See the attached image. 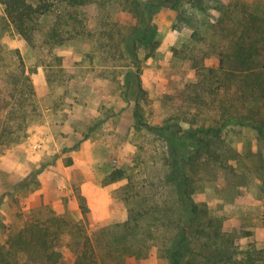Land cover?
I'll return each instance as SVG.
<instances>
[{"label":"rangeland","instance_id":"obj_1","mask_svg":"<svg viewBox=\"0 0 264 264\" xmlns=\"http://www.w3.org/2000/svg\"><path fill=\"white\" fill-rule=\"evenodd\" d=\"M120 1L89 0L49 15L33 46L0 4V43L19 50L33 88L32 101L4 113L15 131L11 143H0V242L29 219L62 216L66 263L82 221L84 233L100 239L104 263L168 264L161 246L181 216L182 168L191 198L233 238L229 264L248 253L254 262L246 264H264V136L240 122L221 126L224 91L206 78L232 50L242 17L254 14L264 29V0H200L199 7L184 0L179 15L154 14L157 45L137 50L139 112L152 130L135 126V97L123 89L132 65L119 39L134 18ZM225 105L242 107L231 95ZM258 106L264 119V102ZM115 170L121 176L110 180ZM113 237L118 243L106 247Z\"/></svg>","mask_w":264,"mask_h":264},{"label":"trees","instance_id":"obj_2","mask_svg":"<svg viewBox=\"0 0 264 264\" xmlns=\"http://www.w3.org/2000/svg\"><path fill=\"white\" fill-rule=\"evenodd\" d=\"M87 1L89 0H0V4L8 23L29 45L33 46L41 21L43 22L49 15L61 16L71 12ZM193 1L190 6L199 7L200 0ZM120 2L122 9L134 18V23L127 26L119 39L121 51L129 56L130 65L134 66H130L126 71L123 89L124 93L131 92L135 97L133 102L135 126L148 127L142 122L139 112L144 89L139 78L140 60L137 50L145 47L152 51L157 45L154 14L162 8H168L175 10L179 15L183 11L185 1L122 0ZM255 21V15L252 13L242 17L241 30L236 36L232 50L228 54H219L218 66L209 67L206 78L209 81L207 86L215 83L217 91H224L217 101L220 109L219 117L222 119L221 126L229 122H240L248 124L258 135L264 136V119L258 106L264 102V61L259 57L263 54L264 29ZM230 95L236 104L242 105L240 109L236 105L233 108L225 105L230 100ZM32 96L33 88L26 75L25 63L19 50L4 48L0 43L1 144L11 143L15 131L12 123L14 119L8 117L6 121L4 113L13 112L19 108L18 106L22 108L25 102L32 101ZM148 128L153 129L151 126ZM173 143L175 142H171ZM175 165L172 164L174 167ZM178 170L176 167L175 171ZM120 176L121 171L115 170L111 172L109 178L115 180ZM177 178L176 192L182 211L175 233L167 238V241L162 242V255L168 260V264H229L230 260H234L235 254L232 250V236L222 229L220 221L208 216L205 204L197 203L191 198L190 179L182 168ZM80 208L82 214H85L86 207L83 203ZM64 224L62 216L37 217L25 221L19 228L10 230L0 242V264H106L100 239L95 237L93 241L84 233L85 226L82 221L76 224L80 235L77 239L74 259L66 263L61 251L63 239L58 236ZM113 242L118 243V239L111 238V242H107L105 246L109 247L108 245ZM257 251L261 252L260 249ZM250 261L254 262V259L249 253L236 260L237 264H246Z\"/></svg>","mask_w":264,"mask_h":264}]
</instances>
